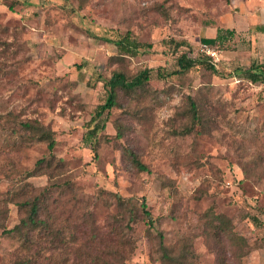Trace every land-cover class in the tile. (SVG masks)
Returning <instances> with one entry per match:
<instances>
[{
  "label": "rangeland",
  "instance_id": "obj_1",
  "mask_svg": "<svg viewBox=\"0 0 264 264\" xmlns=\"http://www.w3.org/2000/svg\"><path fill=\"white\" fill-rule=\"evenodd\" d=\"M218 28L235 35L215 67L200 46ZM126 34L135 55L116 45ZM183 52L197 64L160 76ZM258 64L264 0H0V264H164L160 232L165 264H264V82L242 73ZM147 68L94 119L115 72ZM26 120L56 147L30 141ZM35 198L61 240L35 231L28 249L9 231Z\"/></svg>",
  "mask_w": 264,
  "mask_h": 264
},
{
  "label": "trees",
  "instance_id": "obj_2",
  "mask_svg": "<svg viewBox=\"0 0 264 264\" xmlns=\"http://www.w3.org/2000/svg\"><path fill=\"white\" fill-rule=\"evenodd\" d=\"M11 7V5H10ZM235 35V29L230 28H218L217 35L215 37H205L202 39V42L208 43L212 46H217L221 44H225V42L229 41L231 38H233ZM178 45H184L185 41H182L181 43H177ZM116 45L118 46L121 55H135L137 54L138 50L141 48V43L134 37H132L130 34H126L121 39L116 41ZM118 57V56H117ZM116 57V58H117ZM115 58V57H112ZM197 64L196 59L189 54L188 52H183L177 60L178 67L175 70L172 71H162L160 68L158 71L160 73V76L163 78L167 76H174V75H181L191 68H193ZM214 69V66H212ZM242 73L248 78V80L258 83V82H264V64H258V65H252L248 69H245L242 71ZM151 75V69L147 68L144 71H142L139 75H137L133 80H129L125 73L123 72H115L113 75L114 81H109L110 89L108 91V97L106 99V102L104 104H101L98 106L97 111L95 113L94 119H97L96 117L100 118L106 111L111 110L112 107L116 106L118 104V93L117 88L121 87L122 89H125L126 91L136 89V88H144L146 84L148 83ZM112 79V80H113ZM190 108L192 112V117L195 121H201V115L198 110L197 103L194 100H191L190 102ZM22 124V130H25V132L28 134V137L30 141L32 142H46L48 145V148L50 150H53L56 147L57 139L55 137V131L51 129L50 127L42 124L38 120H26L25 122H21ZM104 125H102L103 127ZM96 128H98V124H96ZM95 128V129H96ZM118 135H121L119 132ZM43 161H40L42 163ZM138 165L146 169V167L141 164L140 162ZM120 200V204L125 209V199L121 195L118 196ZM24 206L28 207V214L26 217H24L20 224L16 225L13 229H11L10 233H17L19 235H23V245L26 248H30V243L32 242L31 234L35 231L41 232L49 231L53 232L55 235L58 234L59 231L57 229L53 228V226L50 223V219L47 217H43V209L41 207V204L39 203V198H35L31 201H26L23 203ZM127 209V208H126ZM125 209V210H126ZM142 211L145 217L147 218L148 222L150 224H153V215L151 210L148 208V204L145 198L142 200ZM132 214H134V209L131 211ZM221 225L218 227L219 232L226 231V221L224 216H219ZM53 235L55 240H61L59 235ZM160 249L163 252L162 255V261L165 264L167 260L172 259L171 250L168 248V246L164 242V236L160 232ZM90 258L99 259L101 256H93V254H89ZM48 260H53V258H50ZM38 259L37 258H29V260H24L23 262H20L19 264H37ZM46 264V263H45Z\"/></svg>",
  "mask_w": 264,
  "mask_h": 264
},
{
  "label": "built area",
  "instance_id": "obj_3",
  "mask_svg": "<svg viewBox=\"0 0 264 264\" xmlns=\"http://www.w3.org/2000/svg\"><path fill=\"white\" fill-rule=\"evenodd\" d=\"M201 51L209 57V62L215 67L219 66L221 61L220 50L208 43H202L200 46Z\"/></svg>",
  "mask_w": 264,
  "mask_h": 264
},
{
  "label": "crops",
  "instance_id": "obj_4",
  "mask_svg": "<svg viewBox=\"0 0 264 264\" xmlns=\"http://www.w3.org/2000/svg\"><path fill=\"white\" fill-rule=\"evenodd\" d=\"M217 35V34H216ZM215 37V36H214Z\"/></svg>",
  "mask_w": 264,
  "mask_h": 264
}]
</instances>
